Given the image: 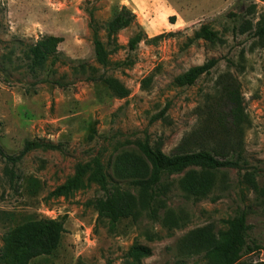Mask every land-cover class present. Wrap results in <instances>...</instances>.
<instances>
[{
  "label": "rangeland",
  "instance_id": "obj_1",
  "mask_svg": "<svg viewBox=\"0 0 264 264\" xmlns=\"http://www.w3.org/2000/svg\"><path fill=\"white\" fill-rule=\"evenodd\" d=\"M122 7L135 20L107 45L103 67L95 59L89 20L106 44L104 27ZM243 19L252 23L247 34L238 32ZM261 23L264 0H0V147L8 156L26 141L56 147L32 150L14 167L0 159V251L15 226L56 219L64 229L58 246L28 264H206L204 254L181 257L180 240L207 225L215 234L225 231L226 221L244 211L247 246L261 248L243 252L234 264H264V39L254 36ZM201 25L217 34L215 43L197 37ZM139 31L144 38L130 51L128 41ZM46 36L64 42L31 73L28 48ZM210 59L216 64L193 85L175 84ZM227 72L240 83L247 115L241 151L227 157L237 166L214 173L211 191L197 199L180 190L183 173L162 175L154 216L137 206L113 226L98 217L93 204L104 194L88 179L94 161L111 181L115 157L138 153V144L160 140L167 155L193 130V111L216 96L215 81ZM100 77L116 81L127 95L120 97ZM77 166L87 169L82 186L52 196ZM119 185L138 197L129 182ZM133 246L148 247L150 254L129 259Z\"/></svg>",
  "mask_w": 264,
  "mask_h": 264
},
{
  "label": "trees",
  "instance_id": "obj_2",
  "mask_svg": "<svg viewBox=\"0 0 264 264\" xmlns=\"http://www.w3.org/2000/svg\"><path fill=\"white\" fill-rule=\"evenodd\" d=\"M135 14L122 7L105 27L106 44L98 36L92 16L89 28L92 31V45L95 59L101 66H106L108 60L107 45L115 40V35L134 23ZM252 23L243 19L238 32H251ZM254 36L264 39V24L261 23ZM197 37L215 43L217 34L207 25H201ZM144 38L142 32H137L128 41V49L134 51ZM64 42L59 36H46L34 42L28 48L27 58L29 70L34 73L44 67L49 58H53L58 47ZM216 64L210 59L200 66L189 69L175 78L174 82L180 87L193 85L203 74L209 73ZM100 80L120 97L127 95L126 89H121L116 81ZM216 96L207 100L193 112L196 123L192 131L185 134L181 141L166 155L161 151L160 140L152 145L147 141L138 144L137 152H121L112 164V180L109 181L99 161H94V170L88 179L95 182L104 194L93 206L98 217L107 218L113 226L121 219L131 217L136 207L146 209L152 216L155 213L154 202L157 199L158 185L164 174H180L178 184L181 191L194 198L205 197L212 189L218 170L236 167L237 164L227 159L242 148V126L247 120L240 83L235 76L224 73L215 81ZM1 135V128H0ZM50 143L37 140L26 141L16 156L6 155L0 147V159L14 167L30 151L35 149H55ZM87 169L77 166L74 175L62 185L56 187L51 195L63 197L80 188ZM246 182L256 189L252 174L245 175ZM129 182L137 188L138 197L120 187L119 182ZM250 226L247 224V214L243 211L234 218L226 221L225 231L213 232V227L207 225L187 233L178 244L181 257L204 254L206 264H234L243 252L251 253L261 248L255 242L247 246ZM63 222L56 219L27 220L12 228L5 237V245L0 251L1 264H28L32 259L49 256L58 246L63 233ZM150 254V249L144 246H133L126 257L138 261ZM176 264H185L178 261Z\"/></svg>",
  "mask_w": 264,
  "mask_h": 264
}]
</instances>
